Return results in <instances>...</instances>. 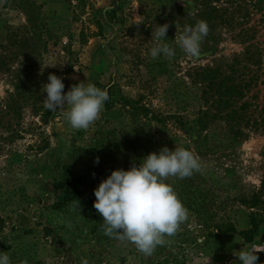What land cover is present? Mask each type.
Returning <instances> with one entry per match:
<instances>
[{"label": "rangeland", "instance_id": "rangeland-1", "mask_svg": "<svg viewBox=\"0 0 264 264\" xmlns=\"http://www.w3.org/2000/svg\"><path fill=\"white\" fill-rule=\"evenodd\" d=\"M215 6L234 22H207L193 58L173 40L198 19L199 0H0V252L12 264H240L237 239L264 248V192L255 208L249 204L264 180V132L213 116L201 80L204 70L238 81L260 67L243 102L262 103L264 0ZM165 23L176 56L153 60L152 32ZM49 74L62 78L64 93L80 82L107 88L100 119L74 130L57 110L44 123L30 95L44 105ZM164 146L190 149L202 168L167 181L189 218L151 256L104 235L97 211L89 219L73 204L53 208L54 180L73 174L82 189L97 188ZM230 225L234 233L225 232ZM257 255L264 264V251Z\"/></svg>", "mask_w": 264, "mask_h": 264}, {"label": "clouds", "instance_id": "clouds-1", "mask_svg": "<svg viewBox=\"0 0 264 264\" xmlns=\"http://www.w3.org/2000/svg\"><path fill=\"white\" fill-rule=\"evenodd\" d=\"M168 28L165 23L155 26L152 32L155 43L148 55L153 60L162 56L171 61L176 56V49L165 42ZM208 32L207 23L199 20L176 32L173 41L185 55L196 58ZM64 88L62 78L49 74L48 82L43 85L47 94L43 99L44 107L49 111L60 110L70 128L86 131L101 117L110 98L107 88L102 89L91 82L74 84L67 93ZM94 163L99 164V157ZM201 168L199 158L190 149L176 146L170 150L164 146L158 153H149L138 166L132 164L128 170H113L94 189L93 207L103 218L101 230L104 235L134 245L145 257L151 256L158 246L166 243V237L174 236L189 218L188 209L167 181L169 178H189ZM236 242L242 245L233 253L240 264H258L257 253L264 248L246 245L239 239ZM0 264H12L8 252H0ZM21 264H28V261ZM81 264H88V261L82 259Z\"/></svg>", "mask_w": 264, "mask_h": 264}, {"label": "trees", "instance_id": "trees-1", "mask_svg": "<svg viewBox=\"0 0 264 264\" xmlns=\"http://www.w3.org/2000/svg\"><path fill=\"white\" fill-rule=\"evenodd\" d=\"M199 2L203 11L194 22V25L199 20H203L206 23L219 20L221 21L220 24L227 22L229 25H232L234 22V15L228 20L217 6L212 7L213 2L218 3L220 0H199ZM249 52L251 54L250 59L253 58V55L257 57L256 52L250 50ZM261 61L262 59H258L255 61V64L260 65ZM259 69L260 67L256 71H252L251 76L241 72L238 81H235V77L230 76L219 78V70H204L205 73L201 80L203 81V86L208 89L205 95L211 98V102L215 105L213 116L222 117L224 122L228 125L233 124L242 126L247 128L248 131H253L255 133L264 132V97L262 103L257 102V97H254L256 100L255 103H250L248 101L243 102L251 88L256 87L255 80H259V76L257 75ZM233 73L236 75L238 71L233 69ZM246 76L249 78L247 81H245ZM37 96V93H32V95H30V100L33 102L31 106L35 112H42L41 118L43 122L48 123L57 111H49L44 105H40V103H38L39 97ZM109 100L106 101L107 104ZM205 116H211V112L205 114ZM67 170H69V168H66L63 174L66 173ZM71 175L70 178L56 179L53 181L52 187L55 195L53 208L59 209L66 204L78 205L77 209L83 212L87 218L95 219L96 210L93 207V203L96 199L94 195V189L96 188H91L89 190L82 189L80 185L83 184V178L74 176L73 174ZM263 192L264 180L260 192L255 194L249 203L252 209L260 203V197ZM225 232L234 233L235 229L233 225H230Z\"/></svg>", "mask_w": 264, "mask_h": 264}]
</instances>
